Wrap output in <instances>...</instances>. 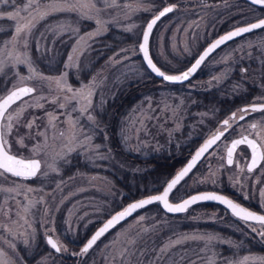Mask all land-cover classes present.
<instances>
[{"label": "rangeland", "instance_id": "374dc122", "mask_svg": "<svg viewBox=\"0 0 264 264\" xmlns=\"http://www.w3.org/2000/svg\"><path fill=\"white\" fill-rule=\"evenodd\" d=\"M43 2L47 0H42ZM27 3L28 0H7V3H0V17L7 18V13L20 9L21 23L25 22L24 18L32 20L35 17L39 21L27 37L28 45L25 49L23 41L15 48L5 43L12 39L16 21L0 19V28L9 29L0 39V50H3L0 60L7 57L8 65L0 76L9 80L0 90V95L23 82L33 87L32 94L24 96L8 109V115L13 117V128L6 139L11 153L39 159L41 172L27 180L12 177L8 173L0 175V258L6 259L8 264H56L66 255H78L81 264H115V225L82 255L81 251L62 239L60 232L72 233L75 229L81 232L89 222H93L96 227L116 211L118 192L113 176L117 159L115 151L109 145L108 133L104 130L106 124L98 114L102 112L106 99L112 97L115 78H146L147 81L152 78L149 75L152 73L145 69L139 58L138 44L145 23L160 8L174 6L172 12L157 21L149 41V55L153 62L162 71L171 74L182 70L206 42L221 32H215L219 22L235 15V19L228 21V25L236 24L247 18L249 9L254 10L250 11L252 18L262 16L264 11H257L256 6L260 5H247L243 0H115V4L113 0H108V4L112 6L107 7L104 0H96L97 7L102 11L91 20L81 18L77 13H55L39 20L33 9L24 10ZM97 20L101 23L97 24ZM110 26L125 29L135 38L114 49L86 79L79 78L78 70L83 65V54L96 36ZM33 40L34 46L40 50L59 40L68 41V50L58 73L44 74L36 67L29 53V44ZM9 51L12 56H7ZM25 51L27 59L38 73L49 77L65 75L67 84L73 90L88 86L86 91H91L92 95L87 111H83V103L64 99L73 95L66 88L60 91L55 83L49 85L35 75L32 79L21 81V76L30 75L28 64L12 67V57ZM186 61L188 63L184 64ZM251 62L252 67L249 65ZM201 71L208 74L204 77L196 75L183 82H168L155 77L149 85L150 90L143 91L122 120L123 146L134 150L148 149L152 145L159 147L170 142L179 143L191 136L198 137L197 143L200 145L215 130L222 129L224 132V127L219 122L221 118L210 124L207 123L209 115L211 116L208 111L190 108L194 99L189 97V90L196 86L209 87L227 83V89L234 92L246 90L245 81L254 82L256 89L244 103L264 101V28L240 35L217 47L202 61L197 69L198 73H202ZM232 72L237 77L232 76ZM70 73L76 78L75 83L69 80ZM50 87L54 90L49 91ZM54 99L55 103L52 102ZM61 103L65 104L64 108L59 107ZM231 110L235 114L239 113V105L233 106ZM223 117L229 119L227 113ZM29 122L32 123L31 127L28 126ZM4 123H8L7 119ZM229 124L231 127L224 136L197 162L194 171H190L176 186L174 195L169 197L170 201L206 187L213 188L212 190L230 188L243 196H246L248 188L251 191L249 196L253 201L257 200L264 212V182L256 188V184L261 183L259 180L264 178V160L249 173L244 168L246 147L239 145L234 151L232 165L224 163L225 145L232 136L242 132L252 135L264 153V111L250 112L243 120L229 119ZM252 124H256V128H252ZM37 144L41 145V149L33 152V147ZM72 155H77L86 167L63 174L61 168L72 162ZM45 172L47 175L43 174ZM29 188L33 191H28ZM125 204H121L117 210L123 209ZM217 210L219 211L210 209L205 212L207 210L201 206H192L176 215L175 221L207 217L206 219L216 218L225 222V218H230L231 226L239 234L264 244V239L259 235L264 232V226L259 222L243 221L223 207ZM56 214L64 217L59 225L56 223ZM156 217L163 222L151 223V231L162 240L151 254V259L158 261V264H262L257 258H264V250L218 253L215 244L224 242L229 248H237L241 243L213 232L188 229L160 234L158 228H167V224L172 226L174 222H169V217L162 211ZM223 217L225 218L222 219ZM253 228L257 231L253 232ZM170 233L172 235L167 237ZM46 234H50L60 246L59 252L47 244ZM209 237L213 239L209 241ZM38 240L48 250L30 262L23 254L30 252ZM13 244L15 247H11ZM142 249L146 254L151 250ZM142 249L138 251L139 256H143ZM161 249L166 250L161 252ZM245 257L250 259L245 261Z\"/></svg>", "mask_w": 264, "mask_h": 264}, {"label": "trees", "instance_id": "16d2710c", "mask_svg": "<svg viewBox=\"0 0 264 264\" xmlns=\"http://www.w3.org/2000/svg\"><path fill=\"white\" fill-rule=\"evenodd\" d=\"M243 1L247 5L252 4L246 0ZM256 7L257 11H264V7ZM247 11V18L245 20L242 19L239 23L228 25V21L230 19H235L236 16L233 15L228 20L225 19L219 22L216 26L215 32L224 31L238 25H250L253 22L257 23L255 20L264 15L252 18L250 13L251 9ZM252 11L254 10L252 9ZM0 19L4 21V19L7 18L1 16ZM256 30L258 29L253 31ZM8 31V28H0V39L2 36L6 35ZM243 34H241V36ZM134 38L135 36L131 32L113 26L108 27L104 32L98 34L95 41L90 45L89 49L81 58L83 65L80 66L78 70L79 78L86 79L88 75L93 72L114 49L122 46L124 43L126 44L132 41ZM30 43L29 53L36 67L44 74L58 73L62 67L63 60L68 50V41L59 40L54 42V44L49 45V47L47 46L44 50L36 48L34 46V40L30 41ZM139 58L140 61H142L141 57ZM188 61L184 62V64H187ZM141 63L145 69H147L143 62ZM252 64L253 63L251 62L249 65L252 67ZM201 72L202 73H198L196 70L191 77L196 75L204 77L208 74L206 71ZM235 72H232V76L237 77ZM147 73H144V76H147ZM149 75L152 76V78H149L148 81L146 78H139L140 80L138 78V80L115 78V86L113 88L112 97L106 99L102 112L98 114V116L102 118L101 121H104L106 124L104 126V130L108 133L109 145L115 151V157L117 159V162L115 161V172L113 176L115 188L118 192L116 196L118 197V203L115 204L116 211L121 204H127L138 198L158 193L163 188V183L165 185L172 175L185 163L187 159L186 156L193 151L194 146L198 141V137L191 136L179 141V143L170 142L159 147L152 145L151 147H147L148 149L134 150L123 146V143H121L122 120L133 107L134 101L138 100L143 91L148 90L150 83L155 80V76L153 74L151 75L149 73ZM69 80L73 83L76 82V78L73 77L71 73L69 74ZM8 81V79L4 80L0 76V90L6 86ZM244 83L247 87L246 90L234 92L227 89V83L211 85L209 87H203L201 85L193 87L189 90V97L194 99V101L190 104V108L192 110L204 109L208 111L211 116L209 115L210 118L207 119V123L211 124L212 121L222 117L233 106L247 102V100L253 95L252 92L256 89L254 82L249 83L248 81H245ZM153 133L154 132L152 130V134ZM71 160L72 162L65 164L61 168V172L63 174H69L75 170L85 169L86 166L84 162L81 161L77 155H72ZM120 163H122V165H120ZM195 167L196 166L194 165L190 171H194ZM224 189L225 188H222L221 190ZM172 195H174L173 192L170 196ZM192 206H201L204 210H207L205 212H208L210 209L219 211L217 209H221V207H223L221 204L214 201L198 202L190 207ZM160 211L169 217L167 219L169 222L171 220L174 222L172 226L167 224V228H158L161 231L160 234L196 229L213 232L224 236V238L237 242L240 241L241 243V246L237 248H229L226 244H223L224 242L215 244L218 249V253L236 254V252L242 253L244 251L250 252L264 250V245L262 243L260 244L257 240H254L249 236H242V233L239 234L233 226H231L232 222L229 220L230 218L227 219V221L226 218L223 217L222 219L225 218V222H220L219 219L216 220V218L206 219L207 217L200 220L188 218L177 222L175 219L176 215L179 213H169L163 210L158 203H153L144 208L137 209L131 215L115 224V255L117 259L115 264L117 262H119L117 264H158V261H153L151 259V254L156 248V245L161 243L162 240L157 237V235L155 236V234L151 231V228H153V226L151 227V223H153V221L163 223L156 217ZM55 217L58 225L60 224V220H63L64 218L61 214H56ZM92 223L93 222H89L86 224L81 232L79 229H75L72 233H67L65 231L60 232L62 239L73 248L81 251L87 241L93 236V231L97 227H94V224ZM110 230L111 228L107 232ZM171 233L167 237L172 235ZM141 247L150 248L151 250L146 254L145 250L143 251ZM139 249H142L141 254L143 256L138 255ZM46 250H48L47 246L38 240L32 250L23 255L26 260L31 262L46 252ZM78 257L80 256L66 255V257L58 260V263L56 264H81V259ZM244 264L257 263L249 262Z\"/></svg>", "mask_w": 264, "mask_h": 264}, {"label": "snow or ice", "instance_id": "6c2138e0", "mask_svg": "<svg viewBox=\"0 0 264 264\" xmlns=\"http://www.w3.org/2000/svg\"><path fill=\"white\" fill-rule=\"evenodd\" d=\"M250 2L254 5H260L264 7V0H250ZM0 3H7V0H0ZM105 6H112L108 4V0H104ZM113 4H115V0H113ZM126 7H130V5H126ZM33 9L38 15L39 20L45 19L47 16L55 14V13H77L81 18L93 19L94 15H98L101 8L97 7L96 0H47V2H43L42 0H28V3L24 5V10ZM174 6L163 7L161 11H159L158 15H155L151 20L147 21L146 27L143 29L142 34V42L139 43V50L143 54V59L147 64L148 69L151 70L152 73H155L157 76L161 77L164 81L168 82H183L188 80L197 70V68L201 65L202 61L213 52L217 47L224 44L226 41L232 40L234 37L240 36L243 33L251 32L255 29L264 28V19L259 20L258 23H252L247 27H238L234 31L228 32L226 35L221 36L218 40H216L208 49L204 51L202 55L198 59H196L195 63L192 64L186 71L179 75H167L164 71H161L160 68L156 66L153 62V59L149 55V41L150 36L153 32L154 26L157 24L162 17L166 14L172 12ZM145 11H150V9H145ZM7 19L16 21L15 33L12 36L10 41H5L6 44H11L14 48L23 41V47L27 49L28 40L27 37L31 34L33 28H35L36 23L39 21L33 17L32 20H27L24 18L25 22L21 23L20 18V9H17L15 12L7 13ZM97 24L101 22L99 20L96 21ZM83 39V38H81ZM75 51V49H74ZM3 50H0L2 53ZM7 56H12L11 51L7 53ZM6 59L0 60V73L5 71V68L8 66L6 63ZM13 63L12 67L16 65H23L25 63L28 64L30 75L28 77L21 76L20 80L23 81L25 79H32L33 75L38 76L41 81H46L49 85L55 83L56 87L60 91H64L66 88L68 92H72L73 95L71 97H64L66 101L76 100L77 103H83V111L86 112L88 106L91 105V91H86L88 86H82L80 89L73 90L71 86L67 84L66 76L62 75L59 77H49L40 74L32 67L31 62L27 59V52L19 53L12 57ZM71 55L69 56V60H71ZM51 87L49 91H53ZM34 92L32 87H16L14 91L9 92L3 98H0V175L5 173L11 174L14 177H19L21 179H31L37 176L38 173L41 172V161L36 158L24 159L18 158L17 155H13L10 152V145L6 136H8L13 128V117L8 115V109L11 105H13L16 101L21 100L24 96H28ZM53 103L56 102L54 99ZM39 107H43V105H37ZM60 108H64L65 104L61 103L59 105ZM238 111L244 114H249L250 112L254 113L257 111H264V105H261L259 108L255 105V102L251 106V108H241ZM23 113L21 112V115ZM235 113L232 114V117L229 119L235 118ZM7 119L8 123L5 124L4 120ZM19 117H17V120ZM89 119H92L89 116ZM229 119H225L222 122V126L224 127V132H217L213 134V136L206 140L205 143L196 151V153L192 156L190 162L186 167H184L180 172H178L170 181L166 182L163 187V191L159 194L150 195L147 198L140 199L134 203L129 204L123 211L116 213V215L112 216L103 227H101L84 245L81 249V255L85 254L89 251L90 248L96 243V241L110 228H112L116 223L125 219L127 216L131 215L137 209L144 208L153 203H159L163 209L169 213H181L186 211L191 205L196 204L198 202L203 201H217L223 205H225L228 209H230L231 213L237 218L243 221H257L262 226H264V215H258L252 211H249L245 207L234 203L232 200L225 198L223 195H219L213 192H205L202 194H196L190 196L188 199H183L179 203H171L169 201L170 194L176 188V186L180 183V181L189 173V171L193 168L194 165L204 156L205 153L209 151L214 145H216L217 141L224 136L225 132L228 131L231 125L229 124ZM240 119H244V115L240 116ZM29 127L32 126V123L29 122ZM252 128H256V124L251 125ZM90 139V137H87ZM127 140V138H125ZM247 144L252 150V156L250 162L247 164V170L249 173H252L254 169L264 160V153H261L257 147L255 141L248 140L247 137L242 139H237L232 141V146L228 148L227 152V164L232 165L233 163V152L237 145ZM22 146H24L22 144ZM46 146V145H44ZM41 149V145L37 144L33 147V152H36ZM51 167V166H50ZM53 171H56L54 167H52ZM47 175V173H43ZM4 191H10V189H3ZM28 191H33V189L29 188ZM262 196H264V192H262ZM264 207V205H262ZM253 232H256L257 229L253 228ZM259 235L262 239H264V232H260ZM209 241L213 238L209 237ZM47 243L57 252L61 250L60 246H58L57 242L54 241L51 237L47 239ZM11 247H15V245H11ZM166 249H161V252H164ZM249 257H245L244 260H249ZM260 259L262 264H264V258ZM0 264H8L6 259L0 258Z\"/></svg>", "mask_w": 264, "mask_h": 264}, {"label": "water", "instance_id": "95a60500", "mask_svg": "<svg viewBox=\"0 0 264 264\" xmlns=\"http://www.w3.org/2000/svg\"><path fill=\"white\" fill-rule=\"evenodd\" d=\"M246 1H248V2H250V0H246ZM251 3V2H250ZM163 9V7L162 8H160L157 12H156V14H154L153 16H151L147 21H149V20H151L155 15H158L159 14V11H161ZM261 19H264V16L263 17H261V18H259V19H256L255 21L258 23L259 22V20H261ZM254 23V22H253ZM146 24H147V22L145 23V25H144V27H143V29L146 27ZM246 26H249V24H245V25H238V26H234V27H232V28H229V29H227V30H225V31H223V32H221V33H219L218 35H216V36H214L211 40H209L208 42H206L203 46H202V48L199 50V52L195 55V57L190 61V63L185 67V68H183L182 70H180L179 72H176V73H171V74H167V73H165V74H167V75H179V74H181V73H183L184 71H186L189 67H191L192 66V64H194L195 63V61H196V59H198L199 57H200V55H202L203 53H204V51L206 50V49H208L216 40H218L221 36H223V35H226L228 32H231V31H234L236 28H238V27H246ZM143 29H142V33H141V35H140V40H139V43L140 42H142V34H143ZM138 49H139V44H138ZM139 53H140V57H141V59H142V62H143V64L146 66V68L148 69V67H147V64H146V62L144 61V59H143V54L140 52V50H139ZM159 68V67H158ZM150 72H151V70L150 69H148ZM162 71V70H161ZM152 73V72H151ZM155 77H159V76H157L155 73H152ZM16 87H32L30 84H28V83H26V82H23V83H19V84H16V85H14V86H12V87H10L9 89H7L5 92H3L1 95H0V98H3L4 96H6L9 92H11V91H14L15 90V88ZM33 88V87H32ZM253 103L254 102H249V103H245V104H243V105H241L240 106V108H245V107H247V108H251V106L253 105ZM255 105L259 108L261 105H264V101H259V102H255ZM222 121H224V120H222ZM213 135H211V136H209V137H207L197 148H195V150L189 155V157L186 159V161H185V163L172 175V177L168 180V181H170L178 172H180L184 167H186L187 166V164L190 162V160H191V158H192V156L196 153V151L205 143V141L206 140H208V139H210L211 137H212ZM244 137H247V139L248 140H251V141H255L256 142V144H257V147H258V149H259V151L262 153V151H261V148H260V145H259V143L257 142V140L253 137V136H251V135H249V134H247V133H241V134H238V135H236V136H233V137H231L229 140H228V142H227V144L225 145V147H224V162L225 163H227V152H228V148L229 147H231L232 146V141H234V140H237V139H242V138H244ZM245 146H246V148H247V152H248V154H247V158H246V160H245V163H244V168L245 169H247V164L250 162V160H251V156H252V150H251V148L245 143L244 144ZM234 153V152H233ZM11 154H13V155H17V154H14V153H11ZM17 157L18 158H24V159H31V158H36V157H23V156H19V155H17ZM37 159V158H36ZM165 185H166V183H165ZM164 185V186H165ZM163 191V188L158 192V193H156V194H159L160 192H162ZM205 192H213V193H216V194H219V195H223V194H221V193H219V192H217V191H214V190H198V191H193V192H190V193H188V194H186V195H184L183 197H181V198H179V199H177V200H175V201H170L171 203H179V202H181L183 199H188L190 196H192V195H196V194H202V193H205ZM153 195H155V194H153ZM148 196H150V195H148ZM148 196H145V197H141V198H138V199H136V200H133V201H131V202H129V203H127L125 206H124V208H126L129 204H131V203H134V202H136V201H139L140 199H143V198H147ZM225 198H227V199H230V198H228L227 196H225V195H223ZM231 200V199H230ZM233 201V200H232ZM215 202H217V201H215ZM234 203H236L235 201H233ZM219 203V202H218ZM219 204H221V203H219ZM160 205V204H159ZM222 206H224L226 209H228L225 205H223V204H221ZM160 207L163 209V207L160 205ZM123 208V209H124ZM123 209H121V210H117V211H115L114 213H112L111 215H109L107 218H105L96 228H95V230L93 231V235L101 228V227H103V225L109 220V219H111V217L112 216H114V215H116V213H118V212H121V211H123ZM164 210V209H163ZM229 211H230V209H228ZM231 212V211H230ZM256 214H258V215H264V214H259V213H256ZM49 237H51V235L50 234H46L45 235V241L47 242V239L49 238ZM53 240H54V238L53 237H51ZM55 241V240H54ZM48 244V243H47ZM49 245V244H48ZM50 246V245H49ZM51 247V246H50ZM52 248V247H51ZM53 249V248H52ZM54 250V249H53Z\"/></svg>", "mask_w": 264, "mask_h": 264}, {"label": "flooded vegetation", "instance_id": "af4514ba", "mask_svg": "<svg viewBox=\"0 0 264 264\" xmlns=\"http://www.w3.org/2000/svg\"><path fill=\"white\" fill-rule=\"evenodd\" d=\"M238 37V36H237ZM234 38H236V37H234ZM245 104V103H244ZM241 105H243L242 103L241 104H239V109H241L240 108V106ZM227 115H228V117L230 118V117H232V114L234 113L233 112V110H231V109H229L227 112ZM225 113V114H226ZM241 115H246V114H244V113H241V112H239V113H236V115H235V119L236 120H239L240 119V116ZM224 116V115H223ZM220 117L221 119L219 120V122L220 123H222L223 121L222 120H225V119H227V118H225V117ZM222 132V129H219V130H215L214 131V133H212V135L213 134H215V133H217V132ZM242 133H244V132H242ZM246 133V132H245ZM241 134V133H240ZM238 135V134H237ZM209 136V135H208ZM207 136V137H208ZM211 136V135H210ZM234 136H236V135H234ZM252 136V135H251ZM233 137V136H232ZM206 139V138H205ZM204 139V140H205ZM203 140V141H204ZM202 141V142H203ZM201 142V143H202ZM258 142V141H257ZM259 143V142H258ZM240 145H244V144H240ZM260 145V144H259ZM199 146V142L198 143H196V145L194 146V148H197ZM239 145H237L236 146V148L238 147ZM245 146V145H244ZM246 147V146H245ZM236 148H235V150H236ZM260 148H261V146H260ZM195 150V149H194ZM234 150V151H235ZM246 150H247V148H246ZM261 151H262V149H261ZM191 154V153H190ZM189 154V155H190ZM247 154H248V152H247ZM233 156H234V153H233ZM225 163V162H224ZM226 164V163H225ZM247 170V169H246ZM258 180V179H257ZM252 181V180H251ZM259 181H261V183H258L259 185H257L256 184V188H257V186L259 187V186H261L260 184H262V181L264 182V178H263V180L262 179H260ZM250 183V182H249ZM225 188V187H224ZM204 189H206V190H212L213 188H208V187H206V188H204ZM222 188H218V189H215L214 191H217V192H219V193H221V194H223V195H225V196H227L228 198H230L231 200H233V201H235L237 204H239V205H241L242 207H245L246 209H248L249 211H252V212H254V213H259V214H264V212H263V210L262 209H260V206H259V204H258V202H257V200L256 201H253L252 200V198L249 196L250 194H251V191L248 189V188H246V196H243L242 194H239V192H237L236 190H233V189H230V188H225L224 190H221ZM253 194V193H252ZM252 222H257V221H252ZM259 242V241H258ZM260 244L262 243L263 244V242H259ZM264 245V244H263ZM263 251V250H262Z\"/></svg>", "mask_w": 264, "mask_h": 264}]
</instances>
